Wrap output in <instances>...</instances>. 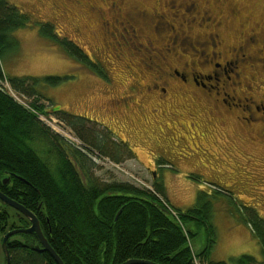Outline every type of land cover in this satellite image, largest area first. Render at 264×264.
<instances>
[{
  "label": "rangeland",
  "instance_id": "374dc122",
  "mask_svg": "<svg viewBox=\"0 0 264 264\" xmlns=\"http://www.w3.org/2000/svg\"><path fill=\"white\" fill-rule=\"evenodd\" d=\"M6 1L28 14L30 20L26 27L12 34L19 43L17 49L2 54L5 74L8 77L64 78L57 85L43 82L36 86L39 95L47 99L42 98L38 103L46 107L47 113L39 112L44 123L71 146H83L70 126L50 114L54 105L109 128L117 138L129 143L135 152L136 157L121 164L91 155L98 167L95 175L104 181L128 182L152 191L155 179H162L169 201L183 213L197 203L199 192H206L213 201L215 235L204 225L199 227L196 222L185 220L191 230L200 231L193 240L194 248L202 250L214 241L210 256L212 261L229 262L233 258L250 255L262 262L261 245L243 221L242 211L231 205L226 196L217 195L214 186L231 192L241 204L257 209L264 219V137L259 139L250 135L246 136L245 141L232 139V125L213 120L205 109L196 106L192 111L213 120L214 124L202 129L186 128L190 120L189 110H185L190 105L188 97L176 96L175 91H171V103L156 116L151 112L152 102L140 100L139 95L133 92L136 90H131L137 81L141 85L148 84L157 76L158 72L151 71L154 54L151 51L150 55H146L147 47L160 57L155 61L164 64L162 54L167 53L164 47L166 42L160 38L164 35L163 25L156 33L160 42L156 41L154 35L153 46L146 38L141 41L144 46H140L137 40L127 44L118 34L114 39L110 32L106 34L103 30L101 24L110 20L116 32V18L122 17L113 13L112 0ZM116 1L123 5L125 12H133L135 8L145 10L148 16L145 23L149 21L147 29L154 9L164 14L168 21L174 23L180 20L186 25L182 20L180 4L189 8L195 2L197 11H209L216 16V21L225 26L224 33L229 42H233L235 29L243 17H251L252 22L264 19V0ZM170 4L178 6L177 10H180L177 19L170 15ZM231 13L235 15L233 20L226 19ZM45 23H50L61 39L68 38L77 43L105 75L70 56L58 41L43 34L41 28ZM175 25L179 27L177 22ZM191 25L194 29V25ZM120 43L122 46L118 45ZM166 58L169 62L174 61L171 54H167ZM130 96L133 101L126 106L124 100L130 99ZM21 98L27 104L33 101L26 96ZM176 101L179 105H176ZM136 103L142 106L143 111L138 110ZM97 129L101 130L100 127ZM203 147L214 155L208 156ZM236 147H242L247 154L234 163L231 154L239 156L241 153ZM36 148L43 159L48 158L45 145L40 144ZM213 149H216L215 152ZM229 149L234 151L229 153ZM0 207L6 205L0 201ZM7 209L13 220L16 217L14 208ZM8 232L0 236V264H6L3 239Z\"/></svg>",
  "mask_w": 264,
  "mask_h": 264
},
{
  "label": "trees",
  "instance_id": "16d2710c",
  "mask_svg": "<svg viewBox=\"0 0 264 264\" xmlns=\"http://www.w3.org/2000/svg\"><path fill=\"white\" fill-rule=\"evenodd\" d=\"M29 20L28 14L0 0V191L39 218L43 233L64 263L123 264L141 260L155 264H264V219L257 209L241 204L231 192L214 186L217 195L226 196L242 211L243 221L261 245L262 262L250 255L229 262L212 261L214 241L202 250L194 248L193 240L200 231L191 230L185 220L204 225L215 235L213 201L206 192H199L197 203L183 213L170 203L162 179H155L152 191L97 177L98 167L91 155L116 164L136 157L129 143L109 128L53 105L50 114L70 126L82 141V147H75L44 123L39 112L47 113L46 107L38 103L47 99L39 95L36 86L43 82L57 85L64 78L8 77L1 63L2 54L19 45L13 32L26 27ZM41 32L58 41L70 56L104 74L77 43L61 39L50 23H45ZM8 86L33 101L27 105L19 102ZM40 144L45 145L46 160L36 148ZM6 207H0V236L29 227L28 218L14 209L16 217L12 220ZM38 242L35 234L13 236L8 243L10 264H58L50 253L35 250Z\"/></svg>",
  "mask_w": 264,
  "mask_h": 264
},
{
  "label": "flooded vegetation",
  "instance_id": "af4514ba",
  "mask_svg": "<svg viewBox=\"0 0 264 264\" xmlns=\"http://www.w3.org/2000/svg\"><path fill=\"white\" fill-rule=\"evenodd\" d=\"M111 7L114 14L122 15L116 18V32L113 31L110 20L103 22L101 26L106 34L110 32L113 38L118 34L127 44L137 40L140 46H144L141 41L146 38L153 46L154 35L156 41L160 42L156 33L160 32L163 25L164 35L160 38L166 42L164 47L167 53L162 54L164 64L155 61L160 57L152 48L144 47L147 49L146 55H150L151 51L154 54L151 58V71L158 73L150 83L141 85L137 81L131 87L132 91L136 90L133 92L139 95L140 100L152 102L153 115L159 116V112L165 111V107L172 101L171 91H175L174 95H182L190 100V105L185 108L189 110L190 119L186 128H206L214 124L213 120L218 119L223 124L232 125L234 137H231L237 141H243L250 135L260 137L259 139L264 137V19L252 22L251 17H243L235 29L231 40L233 42H229L224 33L225 26L216 21V16L209 11H197L198 5L195 2L189 8L180 4L183 10L182 20L186 25L180 20L172 23L164 14L154 9L148 26L151 30L146 28L149 21L145 23L148 18L145 10L135 8L133 12H125L123 5L116 0H112ZM100 8L104 10L102 6ZM177 8L178 6L170 4L172 18H178L180 10ZM234 16L231 13L226 19ZM118 45L122 46V43ZM167 54L173 55L174 61L169 62ZM131 96L124 100L126 106L133 101ZM137 105L138 110L143 111L142 106ZM176 105H179L177 101ZM195 106L205 109L213 120L193 112ZM202 149L208 156L214 155L207 151L209 149ZM235 149L241 153L239 156L235 153L233 155L234 150L229 149L234 163L247 154L242 147ZM215 150L213 149L214 152Z\"/></svg>",
  "mask_w": 264,
  "mask_h": 264
},
{
  "label": "water",
  "instance_id": "95a60500",
  "mask_svg": "<svg viewBox=\"0 0 264 264\" xmlns=\"http://www.w3.org/2000/svg\"><path fill=\"white\" fill-rule=\"evenodd\" d=\"M8 181L9 179L5 180L4 182L8 183ZM0 200L4 202L5 204H7L8 206L22 213L31 222V226L27 228L11 230L4 236L3 247L5 251L6 264H10L11 262V254L8 248L9 240L13 236L18 235L20 233H28V234L37 235L39 238V242L35 245V250L39 252H48L52 255V257L56 260L58 264H65L64 261L61 259V257L57 254V252L53 249V247L49 243L48 239L43 233L39 218L32 211H30L28 208H26L24 205H22L18 201L9 198L7 195H5L1 191H0ZM40 243L42 246L40 245ZM123 264H155V263H151L148 261H141V260H129Z\"/></svg>",
  "mask_w": 264,
  "mask_h": 264
},
{
  "label": "built area",
  "instance_id": "2783aa9c",
  "mask_svg": "<svg viewBox=\"0 0 264 264\" xmlns=\"http://www.w3.org/2000/svg\"><path fill=\"white\" fill-rule=\"evenodd\" d=\"M8 87H9V86H8ZM9 91H10V94H11L16 100H18L19 102H21V103L27 105V103L24 102V100L21 98V96H20L18 93L14 92V91L11 89V87H9ZM168 207H169V206H168ZM169 209L173 212V214H174L175 216L177 215L176 212H175L172 208L169 207ZM196 263L198 264V261H196Z\"/></svg>",
  "mask_w": 264,
  "mask_h": 264
},
{
  "label": "crops",
  "instance_id": "0c3cea01",
  "mask_svg": "<svg viewBox=\"0 0 264 264\" xmlns=\"http://www.w3.org/2000/svg\"><path fill=\"white\" fill-rule=\"evenodd\" d=\"M4 69V68H3ZM171 203V202H170ZM172 206H174L173 204H172ZM175 207V206H174ZM176 208V207H175Z\"/></svg>",
  "mask_w": 264,
  "mask_h": 264
}]
</instances>
